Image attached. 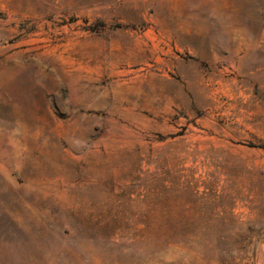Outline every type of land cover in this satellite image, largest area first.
<instances>
[{"label": "rangeland", "instance_id": "obj_1", "mask_svg": "<svg viewBox=\"0 0 264 264\" xmlns=\"http://www.w3.org/2000/svg\"><path fill=\"white\" fill-rule=\"evenodd\" d=\"M0 264H264V0H0Z\"/></svg>", "mask_w": 264, "mask_h": 264}, {"label": "bare ground", "instance_id": "obj_2", "mask_svg": "<svg viewBox=\"0 0 264 264\" xmlns=\"http://www.w3.org/2000/svg\"><path fill=\"white\" fill-rule=\"evenodd\" d=\"M223 70V69H222ZM225 73V70L221 72V75Z\"/></svg>", "mask_w": 264, "mask_h": 264}]
</instances>
